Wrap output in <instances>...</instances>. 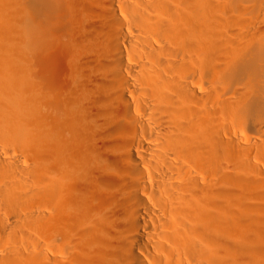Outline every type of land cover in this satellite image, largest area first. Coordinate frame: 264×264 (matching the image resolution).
I'll use <instances>...</instances> for the list:
<instances>
[{"label": "bare ground", "instance_id": "bare-ground-1", "mask_svg": "<svg viewBox=\"0 0 264 264\" xmlns=\"http://www.w3.org/2000/svg\"><path fill=\"white\" fill-rule=\"evenodd\" d=\"M0 264H264V0H0Z\"/></svg>", "mask_w": 264, "mask_h": 264}, {"label": "rangeland", "instance_id": "rangeland-1", "mask_svg": "<svg viewBox=\"0 0 264 264\" xmlns=\"http://www.w3.org/2000/svg\"><path fill=\"white\" fill-rule=\"evenodd\" d=\"M57 55L55 54V56L53 57V59H52V61H50V63H49V65H51V63H53L52 64V69H57V68H60V63H59V60H60V58H59V54H58V56L56 57ZM55 60V61H54ZM51 68V67H50ZM255 138H258V136H259V134L257 133V134H254L253 135ZM246 153H249V154H253V151H247Z\"/></svg>", "mask_w": 264, "mask_h": 264}]
</instances>
